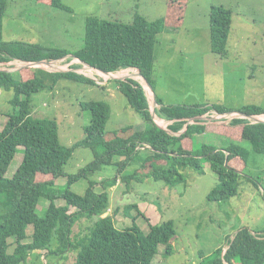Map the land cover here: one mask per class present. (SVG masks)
Masks as SVG:
<instances>
[{
    "label": "trees",
    "instance_id": "16d2710c",
    "mask_svg": "<svg viewBox=\"0 0 264 264\" xmlns=\"http://www.w3.org/2000/svg\"><path fill=\"white\" fill-rule=\"evenodd\" d=\"M42 2L71 10L62 0ZM188 2L167 0V14L155 20H148L140 14H135L130 23L88 16L84 44L72 52L22 40H3L8 0H0V62L56 59L71 54L103 72L136 67L152 85L157 36L168 28L181 26ZM231 15L232 10L223 5L210 7L209 41L211 52L216 55L227 53ZM34 68L0 70V89L13 93L9 99L12 112L6 113L7 119L0 128V264H30L35 261L49 264L51 256L76 250L74 264H154L153 258L159 252L160 244L165 245L164 255L171 254L176 234L172 220L152 224L138 204L130 202L124 204L122 213L132 219V224L122 229L115 225L114 214L119 206L113 214L108 213L111 203L108 189L117 185L119 179L127 186L134 178L151 177L173 188L184 181L182 169L191 167L203 173L207 162L217 176V185L207 195L209 201H225L234 196L243 177L250 178L257 189L261 188L264 198V176L259 179L256 178L258 175L244 174L248 150L236 142L247 140L252 150L264 155V123H251L237 117L231 119V125H206L202 120L186 125L188 119L203 115L211 108L221 113L230 110L218 104H165L156 97L159 105L155 108L156 115L171 121L168 129H163L153 120L144 86L133 78H115L117 89L139 114L143 125L139 128L127 125L121 129L122 132L134 129L126 137L114 134L111 139H106L109 105L104 101L81 102L82 109L90 110L91 120L83 128L84 137L66 146L59 140L56 118L32 114L31 96L45 87L52 88L59 78L97 83L75 71ZM238 110L247 114L264 113V109L257 105H245ZM239 123L244 125H237ZM209 127L215 134L223 135L234 143L220 147L202 143L195 149L194 136L206 132ZM180 130L182 132L178 135L174 134ZM143 144L150 148H139ZM79 146L90 148L93 159L77 172L66 173L64 165ZM19 151L23 153L21 162L12 175L6 177L7 167ZM131 161L137 162V167L131 173L122 174ZM109 165L116 166L115 175L89 179ZM41 176L47 178L40 179ZM59 177H66L62 188L55 187ZM80 178H88V187L83 194L71 190V185ZM43 198L48 205L42 208L43 214L40 215L38 205ZM60 198L64 203L58 205L56 200ZM71 207H74L73 211H70ZM132 210L136 213L133 214ZM139 216L147 221V232L136 224ZM83 219L90 224L85 232L75 233V225ZM28 225H32L31 240L25 242ZM10 238L13 242L9 241ZM12 244L13 248L9 250ZM200 258L196 264H264V225L260 228H238L224 253L223 247L218 246Z\"/></svg>",
    "mask_w": 264,
    "mask_h": 264
},
{
    "label": "rangeland",
    "instance_id": "374dc122",
    "mask_svg": "<svg viewBox=\"0 0 264 264\" xmlns=\"http://www.w3.org/2000/svg\"><path fill=\"white\" fill-rule=\"evenodd\" d=\"M62 1L71 10L36 3L33 0H8L3 40L29 41L47 48H65L74 52L84 44L88 16L130 23L135 14H140L148 20H155L165 15L167 2V0ZM211 5H223L232 10L226 55H216L210 49ZM17 12H23V15H16V18L11 16V13ZM31 21L37 22L31 25ZM176 30L174 32L169 30L176 39L171 40L169 43L171 46L166 49V54L154 64L152 72L154 82L151 88L141 76L133 78L145 87L150 110L159 106L152 102V91L166 104L208 106L218 104L229 110H238L245 105H257L264 109V0H189L184 10L183 25ZM156 50L160 55V49ZM171 50L176 51L177 56L174 58L170 56ZM181 52L185 56L180 55ZM73 58L65 57L58 61L62 63L67 59L71 63ZM86 70L85 76L94 79L95 82L100 81L103 85L97 82L94 85L71 78H59L52 88L45 87L31 96L32 114L37 117L56 118L59 140L66 146H71L84 137L83 128L91 120L90 110L82 109L81 102L104 101L109 105L110 113L105 126L106 139H111L114 134L126 137L133 131L132 129L141 127L143 125L141 117L119 92L115 79L111 76L107 78L94 69ZM12 94V91L0 89V128L7 119L6 113L12 112V105L9 103ZM214 115L216 116L215 113ZM155 120L163 124L161 118L155 116ZM217 120L227 121L230 118L220 117ZM127 125H133L134 128L122 132L121 129ZM210 129L209 127L206 132L194 136L195 149L202 143L218 147L234 143ZM236 142L248 150L246 155L248 163L243 170L244 174L258 175L256 178L260 179L264 176V155L252 150L247 140ZM22 155L21 151L14 155L4 174L6 177H10L15 171ZM92 159L91 149L79 146L74 149L72 156L64 165V170L66 173H75ZM136 167L137 162L131 161L122 174L131 173ZM181 172L184 181L173 188L162 180L143 177L138 180L132 179L127 186L119 179L117 185L108 189L111 199L108 213L113 214L115 208L119 206L118 212L114 214V221L120 229L132 224V219L122 213L124 204L130 202L137 203L140 209L142 207L141 211L152 224L169 219L173 221L176 230L172 240L173 252L164 255L165 245L160 244L159 252L153 258L154 264H196L201 260V256L210 254L218 246L223 247L224 253L238 228L242 226L260 228L264 225L263 192L261 188L257 189L253 185L250 178L243 177L237 193L229 199L209 201L207 195L217 185L216 173L209 164L204 163L203 173L191 167H186ZM115 174L116 166L109 165L89 176V179L99 180L100 175L111 177ZM46 178L47 176L40 177ZM65 183L66 177H59L56 179L55 187L62 188ZM87 187L88 178H80L71 185V190L83 194ZM56 203L60 205L64 201L60 198ZM47 205L48 201L43 198L38 205L40 215L43 214L42 208ZM73 210L74 207H71L70 211ZM131 212L136 213L134 210ZM135 221L143 231H148V223L143 217L139 216ZM89 224L90 221L83 219L80 224L75 225L74 232H85ZM26 233L28 237L24 241L28 242L31 240L32 225L27 226ZM9 241L13 242L11 238ZM12 248L13 244L9 250ZM76 254L77 250L51 256L49 264H74ZM42 260L45 263L46 258L43 256ZM30 264L41 262L35 261Z\"/></svg>",
    "mask_w": 264,
    "mask_h": 264
},
{
    "label": "built area",
    "instance_id": "2783aa9c",
    "mask_svg": "<svg viewBox=\"0 0 264 264\" xmlns=\"http://www.w3.org/2000/svg\"><path fill=\"white\" fill-rule=\"evenodd\" d=\"M61 58H65V57H61ZM67 58H69V57H67ZM58 59H60V58H58ZM58 59L51 60L49 64H40L37 67H41V68L45 69L46 71H71L72 70V71H75V72H78V73L87 74V70L86 69H88V68L84 67V65H86V64H81L82 65L81 66L80 65L81 62L79 61L78 58L74 57L73 59H71V61H73L71 63L68 62L67 59H65L61 63V61H58ZM73 63H75V64L72 65ZM63 64H66V66H64ZM76 64H78V65H76ZM21 66H22V60H19V59H12V60H9L8 62H0V68H5V67L8 68L9 67L11 69V71H16L19 68H21ZM90 69L93 70V68H90ZM94 71L98 72L97 69H94ZM130 72L131 73H136L137 72V68H120V69H118V70H116L114 72H111V75L110 74H104L102 72L101 73L104 74V76H106L107 78H109V76H116V77L117 76H121V77L129 76L131 74ZM98 73H100V71ZM96 82H97V80H96ZM97 83L103 84L100 81L97 82ZM209 112H212V113L211 114L207 113V115H204L206 117L205 120L206 119H210V117L212 115H214V113L216 114L215 111H209ZM262 114H259V115H256V116L264 120V113H262ZM216 117L217 118L228 117L231 120L233 118H237V117H241V116H240V114L234 112V113H230V114L217 113ZM188 122H191V121L188 119ZM250 122L252 123L253 121L250 120ZM159 124L161 125V123H159ZM145 147L150 148L148 144H143V145L139 146V148H145Z\"/></svg>",
    "mask_w": 264,
    "mask_h": 264
},
{
    "label": "crops",
    "instance_id": "0c3cea01",
    "mask_svg": "<svg viewBox=\"0 0 264 264\" xmlns=\"http://www.w3.org/2000/svg\"><path fill=\"white\" fill-rule=\"evenodd\" d=\"M13 1V0H12ZM34 2H36V3H43L44 4V2H42V0H33ZM46 4V3H45ZM21 8V7H20ZM30 9H31V7H29ZM20 10V9H19ZM29 10V9H28ZM25 13H26V11H24ZM23 12H17V13H11V16L12 17H14V18H16V15L17 16H22L23 14H22ZM167 13H165V15H166ZM164 15V16H165ZM37 21H31L30 22V24L31 25H33V24H35ZM183 25V23L181 24V26ZM180 26V27H181ZM180 27H178V28H168V29H166V31H163V32H161V33H159L158 34V36H157V38H158V41H157V43H156V45H155V49L156 48H159L160 49V55L159 54H157V50L155 51V53H156V58H155V63H157L160 59H162L163 58V56L166 54V52H167V48L169 47V46H171V45H169V43L171 42V40L172 39H176V37H172V35H171V30H173V32L176 30V29H180ZM170 30V31H169ZM176 31H178V30H176ZM206 35V34H205ZM29 42V41H28ZM31 43H33V42H31ZM164 51H165V53H164ZM184 53L183 52H181V54L180 55H183ZM163 55V56H162ZM170 56H171V58H174V56H177V54H176V51H174V50H171L170 51ZM183 56H185V55H183ZM153 82H154V80H153ZM153 89H151V91H152ZM152 94H154V91H152ZM166 104V103H165ZM184 104H186V103H184ZM209 111H215L214 109H210ZM209 111H207V112H209ZM206 112V113H207ZM216 114H217V112H216ZM204 116V115H203ZM205 119V118H204ZM162 121H163V125H165L166 127H167V125L171 122L170 120H165V119H162ZM203 121V123H206V125H209V124H217V125H220V123L221 122H223V123H221V124H224V125H231V121L230 120H227V121H222V120H217V117L215 116V115H212L211 117H210V119H206L205 120V122H204V120H202ZM230 121V122H229ZM237 125H240V126H242V125H244L243 123H239V124H237ZM180 132H182V130H180V131H178V132H175L174 134H176V135H178ZM220 147V146H219ZM139 206V205H138ZM141 209H142V207H141Z\"/></svg>",
    "mask_w": 264,
    "mask_h": 264
},
{
    "label": "water",
    "instance_id": "95a60500",
    "mask_svg": "<svg viewBox=\"0 0 264 264\" xmlns=\"http://www.w3.org/2000/svg\"><path fill=\"white\" fill-rule=\"evenodd\" d=\"M50 59H41V60H35V61H22V67H37L38 65L40 64H49L50 63ZM81 61V60H80ZM5 62H8V61H5ZM83 62V61H81ZM84 63V62H83ZM86 64V63H85ZM88 65V64H87ZM90 68H94L90 65H88ZM96 69V68H94ZM0 70H4V71H11V69L8 67H5V68H0ZM99 70V69H98ZM101 71V70H99ZM103 72V71H102ZM104 73H107V74H110V72H104ZM137 76H141L144 80V82L146 83V85L148 87L151 88V84L141 75L140 71L138 70V73H137ZM129 77H132V76H125V77H121V78H116V77H113L112 78H116V79H120V80H123V79H126V78H129ZM145 88V87H144ZM154 105L156 104L157 106V99H156V95L155 93L153 94V101ZM155 108H152L150 111H151V114H152V117H153V120L157 123V125L161 128H165L164 126L160 125L156 120H155V116L156 113H155ZM238 113L240 114L241 117H244V118H247L251 121H253V123H264V120L257 117L256 115H252V114H247V113H244L243 111H240V110H232V111H227L225 112V114H230V113ZM158 117V116H157ZM204 118H206L205 116L203 115H198V116H195V117H192L191 119H189L191 122H194V121H201L203 120ZM189 122L186 123V125L188 124Z\"/></svg>",
    "mask_w": 264,
    "mask_h": 264
},
{
    "label": "clouds",
    "instance_id": "9594fccd",
    "mask_svg": "<svg viewBox=\"0 0 264 264\" xmlns=\"http://www.w3.org/2000/svg\"><path fill=\"white\" fill-rule=\"evenodd\" d=\"M62 57H75V58H78V57H76V56H73V55H71V54H68V55H65V56H62ZM59 58H61V57H59ZM56 59H58V58H56ZM79 59V58H78ZM50 60H55V59H50ZM79 61H80V59H79ZM81 62V61H80ZM80 64H85V63H83V62H81ZM87 65V64H86ZM127 68H136V67H127ZM94 69V68H93ZM98 70V69H97ZM72 71V70H71ZM99 71V70H98ZM100 72H102V71H100ZM102 73H104V72H102ZM111 73V72H110ZM137 73H138V69H137V72L136 73H131L129 76H132V77H129V78H135V77H137ZM104 74H107V73H104ZM113 77H116V76H113ZM111 78H112V76H111ZM116 78H121V77H116ZM112 79H115V78H112ZM94 80V79H93ZM140 82V81H139ZM141 83V82H140ZM101 85H103V84H101ZM143 85V84H142ZM145 89V88H144ZM210 110V109H209ZM208 110V111H209ZM230 111H232V110H230ZM235 111V110H234ZM215 112H217V113H221V112H218V111H216L215 110ZM227 112V111H226ZM222 113H225V112H222ZM205 114V113H204ZM203 114V115H204ZM262 114V113H261ZM252 115H259V114H252ZM159 118V117H158ZM242 118H244V117H242ZM161 119H163V118H161ZM245 119H247V118H245ZM203 120H205V119H203ZM231 121V120H230ZM248 121H249V119H248ZM187 122H188V120H187ZM195 122V121H194ZM189 123H193V122H189ZM253 123V122H252ZM162 126H164L165 128H163V129H168L165 125H163V124H161ZM168 126V125H167Z\"/></svg>",
    "mask_w": 264,
    "mask_h": 264
},
{
    "label": "bare ground",
    "instance_id": "6f19581e",
    "mask_svg": "<svg viewBox=\"0 0 264 264\" xmlns=\"http://www.w3.org/2000/svg\"><path fill=\"white\" fill-rule=\"evenodd\" d=\"M54 67H55V66H54ZM84 67L90 69L87 65H84ZM98 72H99V71H98ZM100 73H101V72H100Z\"/></svg>",
    "mask_w": 264,
    "mask_h": 264
}]
</instances>
